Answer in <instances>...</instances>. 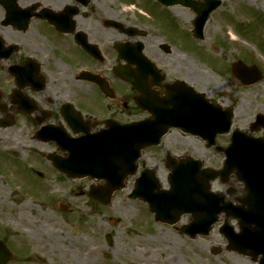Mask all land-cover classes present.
I'll use <instances>...</instances> for the list:
<instances>
[{
	"label": "flooded vegetation",
	"instance_id": "flooded-vegetation-1",
	"mask_svg": "<svg viewBox=\"0 0 264 264\" xmlns=\"http://www.w3.org/2000/svg\"><path fill=\"white\" fill-rule=\"evenodd\" d=\"M187 1L193 5L179 0H0V174H11L13 165L19 171L21 162L44 182L54 174L67 178L51 160L53 152L66 156L57 149L53 127L74 140L111 126L163 117L176 118L180 126L165 136L160 153L154 152L160 146L143 151L138 175L144 171L152 180L162 173L169 177L171 168L189 166L190 157L205 167L223 168V153L183 130L194 123L190 104L192 92L199 89L193 59L181 53L193 51L195 4L205 3ZM138 175L129 178V192ZM226 177L212 180L211 187H222L232 198L229 190L235 187L238 195L242 184L234 173ZM13 204L0 203V264L122 263L120 244L110 233L100 246L86 232V249L73 234L69 239L53 235L48 213ZM89 205L94 218L102 204ZM139 205L134 216L140 223L131 219V224L136 230L144 226L145 240L154 239L152 229L165 224L147 203ZM60 207L76 210L63 203ZM81 214L74 223H85ZM182 220L189 222V215ZM90 228L95 232V225ZM142 249L138 255H143L132 260L128 254L127 264H144L146 257L157 260L144 245ZM189 258L195 264V257Z\"/></svg>",
	"mask_w": 264,
	"mask_h": 264
},
{
	"label": "rangeland",
	"instance_id": "rangeland-1",
	"mask_svg": "<svg viewBox=\"0 0 264 264\" xmlns=\"http://www.w3.org/2000/svg\"><path fill=\"white\" fill-rule=\"evenodd\" d=\"M232 32L237 39L232 38ZM193 46L189 55L181 53V57L189 56L193 59L199 91L205 92L212 100L233 107V128H240L255 136H264L263 128L258 132L249 129L256 115L264 114V0H223L222 7L211 15L205 27V40H195ZM181 47L188 49L187 44ZM236 60H242L247 65L256 64L263 71V79L251 86H244L232 72V63ZM229 140L230 134H227L219 136L217 142L219 145H226ZM161 146L154 152L160 153ZM212 155L219 161L218 153L212 150ZM19 169L22 172L13 165L11 174H0V203L13 201L14 207L21 204V209L25 205V209L35 213H48V230L53 235H64V239H69L66 236L73 234L74 239L83 240L86 249L90 248V237L85 236L86 232H90L100 246H104L106 235L110 233L114 236V243L120 244L118 256L122 260L121 264H127L128 254L129 257L132 255L131 260L142 256L143 254L138 255V252L143 251L142 245L145 251L148 250L157 259L153 261L151 257H146L144 264H194L190 256L195 257V264H257L238 253L224 251L226 242L219 232L220 225H216L208 237H198L195 240L183 235L177 227L157 225L151 231L155 238L145 240L148 236L144 226H138L140 232L130 221L133 219V223H140L134 214L142 201L129 199L128 189L118 192L110 206H99V214L92 218L94 210L89 205L91 199L87 195L78 194L80 186L85 192L89 189L90 181H74L54 174L44 182L29 172L28 163L20 162ZM161 176L164 185H168L165 173ZM216 188L218 191L222 190V187ZM50 203L53 204L49 206ZM60 203L73 206L76 210L69 213L60 207ZM78 211L82 212L80 217L85 223H74ZM91 224L95 225V232L90 228ZM139 232L141 235L137 234ZM137 245L141 248H137ZM214 245L222 246L223 250L219 255L211 253Z\"/></svg>",
	"mask_w": 264,
	"mask_h": 264
},
{
	"label": "water",
	"instance_id": "water-1",
	"mask_svg": "<svg viewBox=\"0 0 264 264\" xmlns=\"http://www.w3.org/2000/svg\"><path fill=\"white\" fill-rule=\"evenodd\" d=\"M220 3V0H207L204 5L195 6L199 16L196 21V35L199 39H204L205 23ZM233 69L236 77L246 85L256 83L263 77L260 70L254 68L252 71L241 61L234 63ZM192 95L195 97V119H208L209 125L190 129L214 145L218 134L227 133L231 129L233 111L211 104L204 95ZM263 126L264 116L259 115L253 128L259 129ZM155 131L156 133L145 123H140L105 130L78 142L59 138L60 148L68 155H52V160L59 170L69 176L104 181V185L93 187L90 196L96 201L110 203L114 194L125 187V180L135 174L142 150L158 145L168 128ZM219 150H223L228 156L224 173L237 170L240 179L246 183L247 195L242 201L247 206L231 208L219 196L210 194L209 184L196 180L198 174L188 175L178 171L171 175L170 190L155 192L146 183L135 190V196L148 202L157 219L164 222L176 223L185 213H192L194 222L184 226V231L192 236L210 234L218 221L217 215L222 211L228 212L229 216L239 219L241 228V232L237 233L229 221L221 228V232L228 239V249L252 256L254 260L261 255L260 264H264V186L259 183L264 177V139L249 137L245 132L236 129L230 145ZM200 167L201 163L197 162V168ZM205 176L212 178L210 174Z\"/></svg>",
	"mask_w": 264,
	"mask_h": 264
},
{
	"label": "bare ground",
	"instance_id": "bare-ground-1",
	"mask_svg": "<svg viewBox=\"0 0 264 264\" xmlns=\"http://www.w3.org/2000/svg\"><path fill=\"white\" fill-rule=\"evenodd\" d=\"M232 38L233 39H237V36L234 34V32H232ZM164 242H162V244H163Z\"/></svg>",
	"mask_w": 264,
	"mask_h": 264
}]
</instances>
